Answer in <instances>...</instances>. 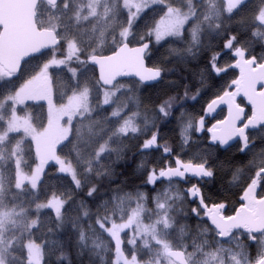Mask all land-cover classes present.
<instances>
[{"label": "snow or ice", "instance_id": "6c2138e0", "mask_svg": "<svg viewBox=\"0 0 264 264\" xmlns=\"http://www.w3.org/2000/svg\"><path fill=\"white\" fill-rule=\"evenodd\" d=\"M189 2L194 7L184 11L175 0H114V6L105 9L104 19L108 20L110 16L115 19L120 43L115 44L106 55L86 56L81 54V49L73 40L68 45L66 57L47 61L37 69V75H42L52 84V65L67 67L73 77H77L88 65L94 66L93 82L102 92V105L107 113L105 119H120L121 122L115 131L120 134L122 140L126 142L135 138L141 131L140 118L150 113L154 119L162 118L161 123L174 119L177 136L181 139L183 147L176 151L167 142H162L159 124L155 125L150 135L145 133L133 153L139 155L134 173L140 180L134 194L120 188L110 195L106 193L105 196L97 198L96 186L88 182L91 166L86 167V162L74 157L61 158L51 155L41 159L33 167L31 176L23 175L17 170L16 175L10 178L14 181V187L23 191V185L29 184L34 198L40 194L45 175L49 177L45 197L34 201V209H39L40 213L37 218L31 220L29 235L33 236V241L25 246L26 254L42 253V245L35 243V233L42 226L40 216L48 214V222L44 227L45 231L50 233L53 221L59 222L67 214H71L74 220L78 219L76 206L84 205V220L81 222L90 225L100 238L108 242L111 247V264H142L135 252L129 255L125 250L123 233L134 224L145 234H153V240L162 246L164 254L172 258L170 264H187L184 252L172 250L166 242L154 235L155 225L149 228L147 225L138 224L144 211L143 201L161 210L163 215L157 222H163L165 228H171L168 209L173 198L183 201L187 209L185 216L211 223L219 240L228 239L235 229L243 228L249 252L257 245L264 246V222L251 225L244 220L235 219L243 209L264 205V117L257 119L249 115V108L245 105L241 115L231 123L227 116L216 118V112L229 104L230 94L235 95L238 78L244 68H264V6L257 7L251 19H246L238 13L248 0H224L223 11H217L213 6L207 15H202L200 0ZM157 10L159 15L154 16L153 13ZM97 11L98 8L93 7L91 15L94 16ZM213 16L217 22L213 25V31L209 32L203 21L212 19ZM56 43H59V40ZM184 45L187 47L183 48ZM257 47L261 49L259 56L252 51ZM181 51H187L189 56L196 55L197 67L193 71L200 86L193 92H189L185 86L181 95L170 93L149 109H145L143 93L165 78L164 63L178 58ZM124 52L134 55L136 71L127 74L126 78L134 81L136 87L133 88L129 83L126 89L109 91L108 89L122 77L107 73L99 61L119 58ZM42 55L43 51L32 58L37 59ZM66 59L76 60L84 67L78 69L66 66ZM89 92L90 88L85 86L84 91L77 97L76 107H83L85 112L89 110ZM121 96L125 97L123 107L114 108L113 105ZM91 131L89 129V135L83 137L89 146L85 148V155L90 157V146L99 143V150L95 155L100 156L105 152L106 145L100 143L98 137H93ZM252 132L259 133V145L250 135ZM129 134H133L132 137ZM196 137L203 138L206 145L212 146L211 160L207 156L197 159L198 152L185 155L188 144ZM72 139L70 125L65 143L71 142ZM233 141L237 142V148L232 155L241 158L236 167L245 172V179L235 186L234 190L225 191L223 183H217V170L226 166L223 159L216 160L215 149H223ZM120 159L123 157H119L116 162ZM212 160H216V163L213 164ZM51 161H54V165L49 171ZM214 184L219 194L216 199L210 200L206 193ZM173 186L178 187L179 191H172ZM66 191L71 195L65 196ZM228 196L234 197L231 208ZM125 200L135 202V208L126 221L117 223L116 215L105 214L109 204L118 207L117 201L122 204ZM217 218L220 221L233 222L224 224L218 222ZM79 238L84 240L83 231L80 232ZM127 244L132 245L133 241L129 240ZM96 247L99 248L100 245L97 244ZM0 264H3L2 260ZM249 264H264V247L255 259L249 260Z\"/></svg>", "mask_w": 264, "mask_h": 264}, {"label": "trees", "instance_id": "16d2710c", "mask_svg": "<svg viewBox=\"0 0 264 264\" xmlns=\"http://www.w3.org/2000/svg\"><path fill=\"white\" fill-rule=\"evenodd\" d=\"M181 6L182 10H188L194 7L190 4L189 0H181L176 2ZM202 0H200L199 6L202 9V15H205V9L202 6ZM220 11H223L222 4L219 2ZM264 6V0H248V3L242 9L238 15L244 16L246 19H251L252 13L257 7ZM71 4L69 0H60L58 4L54 7H50L45 2H40L36 10V24L39 29H48L56 26L57 37L60 40V44L57 48L49 50L44 53V55L39 56L37 59H30L26 61L21 70L15 75H8L6 78L0 77V102H2L7 97L18 91L24 84L37 76V69L40 68L45 62L50 61L54 55L58 58L65 57V43L77 35L74 32L73 22L71 20ZM52 9L56 11L50 13ZM60 13V14H59ZM154 16L159 15V10L153 13ZM58 16V17H57ZM217 22L215 19H209L203 21L204 27L209 31H213V25ZM66 32V36L62 32ZM64 36V37H63ZM120 43V37L118 34L117 26L115 25L112 29L108 31L104 39V45L100 49L98 55H106L109 50L113 48L115 44ZM186 48L187 45L182 46ZM90 48L84 51V55L87 56V52ZM256 55L261 54V49L257 47L252 50ZM196 55L189 56L187 51H181L178 53V58L174 60H169L164 63V68L166 69L165 78L152 85L149 89H146L143 93L142 99L144 101L145 109H149L151 106L155 105L164 96L175 92L178 96L181 95L185 86L189 92H193L200 82L197 81L194 69L197 67ZM76 68H83L81 64L70 65ZM58 71L57 75L53 78L54 88L59 91H64L68 94L72 91H76L81 87L88 86L90 88V93L93 95L91 100L92 114L88 116L81 124H72V136L73 139L69 143H65L66 137L57 147V156L64 157H74L81 159L82 162H86L85 166H91V175L88 176V182L94 184L97 188L96 196L101 198L105 194H112L114 191L120 190L122 188L124 191H132L135 193L136 186L140 183L139 178L135 175L134 169L139 159V155H134L136 151V145L139 140L143 137L145 133L151 134L154 130L155 125L159 124L160 139L162 142H167L168 145L173 147L174 150L180 151L183 147L181 139L177 136V129L175 128L174 119L165 121L161 123L162 118H153L150 113L142 115L139 120L140 133L135 136V138H130L126 142L120 138V135L115 131L121 122L119 118H113L111 121L105 119L106 111L103 108L102 101H100L99 90L97 89L93 78L95 76V69L88 65L83 72H80L77 77H73L67 68L59 67L57 69H52L54 72ZM79 81V83H77ZM120 84L129 85L131 83L132 87L135 88L136 84L134 81H122ZM125 97H120L115 103V106L124 103ZM239 105L244 107L246 104L243 99H239ZM119 104V105H118ZM249 108V107H248ZM110 111V110H108ZM31 112L34 120H37L36 112L32 110ZM249 109V115L251 114ZM225 113L220 111L217 115V119L224 118ZM145 120L147 123H145ZM187 121H185V124ZM89 129H91V135L93 137H98L100 143L106 145V152L103 155L96 156L95 153L99 150L100 144L90 146L92 155H85V148L89 147L86 145L83 137L89 135ZM133 134H129L132 137ZM256 139L257 145L261 143V138L259 133L252 132L250 134ZM188 151L185 155H192L199 153L197 159H202L207 156L211 160L212 156V146L206 145V142L201 137H196L193 142L189 143ZM237 142L230 144L229 146L220 149L217 147L215 149L216 160L223 159L224 169L217 170V183H223L225 191L235 188V186L240 185L245 179V172L242 169L236 167V163L240 157L232 155L236 151ZM33 150L30 148L25 154V157L29 158V163H34L35 157L33 155ZM159 150H157L158 152ZM123 157L119 162H116L119 157ZM155 159V154L153 155ZM171 159V157H169ZM216 160H212L213 164ZM54 162H50L49 171H51ZM27 166V165H25ZM29 169V166L25 167ZM87 175V174H85ZM48 175H45V182L41 183L40 194L38 197L33 196V192L30 187L23 188V191L16 196L15 202L20 206L28 220V227L23 232L22 243H32L33 236L29 235V226L31 220L37 218L40 213L39 209H34V201L45 197V187L47 186ZM119 186V187H118ZM217 186L214 184L209 187L206 195L209 199H216L218 195ZM71 195L70 192H65V196ZM231 204L234 201L233 196L227 197ZM86 206L79 205L76 206V216L78 219H73L71 214L64 215L61 221L52 222V231L46 232L45 225L48 222V214L45 213L40 216L41 228L35 233V243L42 245V261L43 264H103L102 257L99 253L90 246L88 240H86L85 233L87 232L86 223H82L84 220L82 216V210ZM31 211V214H29ZM185 211H187L186 206L182 205L180 212L175 217L174 227L171 230V235L177 240L179 237L180 230L185 232V238H202L205 232L213 234L214 230L208 222L197 221L195 218H189L185 216ZM58 225V226H57ZM84 232V240H80V232ZM210 236V235H209ZM254 254V252H252ZM12 262L10 264H26V255L24 247L15 248L12 250ZM110 254H107V261H109Z\"/></svg>", "mask_w": 264, "mask_h": 264}, {"label": "rangeland", "instance_id": "374dc122", "mask_svg": "<svg viewBox=\"0 0 264 264\" xmlns=\"http://www.w3.org/2000/svg\"><path fill=\"white\" fill-rule=\"evenodd\" d=\"M69 1L71 20L77 35L65 43V57L67 56L68 45L73 40L81 49V54L84 55V51L90 48L87 55H98L104 45L108 31L116 25L113 17L110 16L108 20L104 19L105 9H111L114 6V0ZM175 1L180 2L181 0ZM219 2L224 9V0H202V6L205 9L204 14L207 15L213 6L217 11H220ZM93 7L98 8L94 16L91 15ZM55 11L52 9L50 13ZM212 19H215V16ZM48 29L54 30L58 34L56 26ZM62 34L66 36L65 31ZM56 58H58L56 55L52 57V59ZM73 64L78 63L76 60H65L66 66ZM50 67L51 70L59 68L54 65ZM8 75L0 67V77L6 78ZM55 75L58 77V71H51L52 84H49L42 75H37L14 94L0 102V260L3 261V264L12 262L13 249L19 247L25 249V246L30 244L22 243V235L28 227V220L20 206L15 202L16 196L21 191L14 187V181L10 178L16 175L17 170L23 175L31 176L33 167L37 165L39 160L46 159L51 155L57 156V147L68 135L69 126L74 123L81 124L92 114L91 100L93 95L89 92L87 100L89 110L87 112L84 111L83 107L77 108V97L80 96L85 87L65 94L64 91L56 90L53 87ZM126 88L127 85L117 83L108 90L119 91ZM99 95L100 101H102V92L99 91ZM230 96L232 100H237L238 88L235 90V95L231 94ZM100 104L102 105V103ZM123 104H118L119 106L115 107H123ZM32 110L36 112L37 120H34ZM29 148L33 150L34 163H29V158L25 157ZM106 150L105 147V152ZM25 165L29 166V169H25L27 167ZM26 187H30V185L25 183L23 188ZM171 190L178 192L179 188L173 186ZM142 203H144V211L138 220V224L147 225L149 228L155 225L154 235L166 242L172 250L184 252L187 264H249V260L255 259L261 248L264 247L257 245L249 252L243 230H234L228 239L219 240L216 229L210 223L214 230L213 234L205 232L202 238L189 237L186 239L184 237L185 232L180 230L179 237L175 240L171 235V230L174 227L175 217L180 212L182 205H185L183 201L173 198L169 202L171 204L168 209L171 228H165L163 222H157L163 215L161 210L147 202L142 201ZM117 204L118 207L109 204L105 209V214L116 215L117 223L124 222L131 215L132 209L135 208V202L125 200L122 204L117 201ZM86 225V240L102 257L103 264H111L110 245L106 240L100 238L90 225ZM152 237V233L145 234L137 224H134L123 233L126 252L129 255L135 252L140 257L142 264H170L172 259L164 254L162 246L157 244ZM129 240L133 241L132 245L127 244ZM97 244L100 245L99 248L96 247ZM107 254H110L109 261H107ZM25 255L26 264H41V253L26 254L25 252Z\"/></svg>", "mask_w": 264, "mask_h": 264}, {"label": "water", "instance_id": "95a60500", "mask_svg": "<svg viewBox=\"0 0 264 264\" xmlns=\"http://www.w3.org/2000/svg\"><path fill=\"white\" fill-rule=\"evenodd\" d=\"M59 1L0 0V67L9 75L17 74L22 65L38 53L42 51L45 53L59 46L60 40L53 30L39 29L36 24V10L40 2L53 7ZM57 40L59 43H56ZM99 63L103 65L107 73L122 77L109 89L119 82L129 81L126 78L127 74L136 71L134 55L131 52H124L119 58L101 60ZM238 80V95L250 107L252 116L257 119L264 117V68L254 69L246 66ZM228 105L231 110L228 120L231 123L241 115L243 109L238 108L232 99ZM217 219L224 224L233 222ZM235 219L244 220L251 225L264 222V205H254L249 209H243ZM235 230H243V228Z\"/></svg>", "mask_w": 264, "mask_h": 264}, {"label": "flooded vegetation", "instance_id": "af4514ba", "mask_svg": "<svg viewBox=\"0 0 264 264\" xmlns=\"http://www.w3.org/2000/svg\"><path fill=\"white\" fill-rule=\"evenodd\" d=\"M231 95V94H230ZM241 97L240 96H238V99L237 100H233L234 101V103L236 104V106L238 107V108H240V109H243V107L242 106H240L239 105V99H240ZM231 99V98H230ZM242 99V98H241ZM244 101V100H243ZM245 102V101H244ZM245 104H246V102H245ZM247 105V104H246ZM248 106V105H247ZM249 107V106H248ZM249 109H250V107H249ZM251 110V109H250ZM220 111H223L224 113H225V116L224 117H228L229 115H231L230 114V112H231V110H230V107H229V105H227L223 110H220ZM220 111H217L216 112V115L220 112ZM252 114V113H251ZM234 142H236V141H233V142H231L230 144H232V143H234ZM229 144V145H230Z\"/></svg>", "mask_w": 264, "mask_h": 264}]
</instances>
